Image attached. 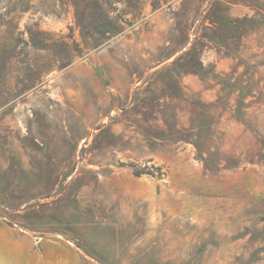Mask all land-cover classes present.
Here are the masks:
<instances>
[{
	"label": "rangeland",
	"instance_id": "rangeland-1",
	"mask_svg": "<svg viewBox=\"0 0 264 264\" xmlns=\"http://www.w3.org/2000/svg\"><path fill=\"white\" fill-rule=\"evenodd\" d=\"M0 225L264 264V0H0Z\"/></svg>",
	"mask_w": 264,
	"mask_h": 264
},
{
	"label": "crops",
	"instance_id": "crops-1",
	"mask_svg": "<svg viewBox=\"0 0 264 264\" xmlns=\"http://www.w3.org/2000/svg\"><path fill=\"white\" fill-rule=\"evenodd\" d=\"M84 253L58 235L37 236L0 225V264H81Z\"/></svg>",
	"mask_w": 264,
	"mask_h": 264
},
{
	"label": "trees",
	"instance_id": "trees-1",
	"mask_svg": "<svg viewBox=\"0 0 264 264\" xmlns=\"http://www.w3.org/2000/svg\"><path fill=\"white\" fill-rule=\"evenodd\" d=\"M84 19V18H83ZM117 18H110L108 15L102 13L98 18L96 19L95 26L93 29L95 32H97L101 36H105L107 34L114 35L117 33L118 28H117ZM90 25H86V28L89 27Z\"/></svg>",
	"mask_w": 264,
	"mask_h": 264
}]
</instances>
